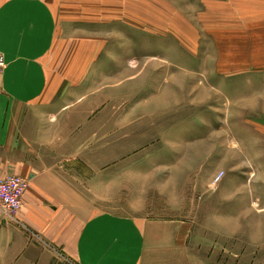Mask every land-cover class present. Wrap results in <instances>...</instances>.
Wrapping results in <instances>:
<instances>
[{"label":"rangeland","instance_id":"374dc122","mask_svg":"<svg viewBox=\"0 0 264 264\" xmlns=\"http://www.w3.org/2000/svg\"><path fill=\"white\" fill-rule=\"evenodd\" d=\"M102 12L60 23L48 68L69 73L57 87L85 109L80 193L106 212L188 227L186 263L193 248L191 264H264V69L220 74L205 31L191 47L188 31L181 41L157 21ZM184 17L187 30L207 24Z\"/></svg>","mask_w":264,"mask_h":264},{"label":"crops","instance_id":"0c3cea01","mask_svg":"<svg viewBox=\"0 0 264 264\" xmlns=\"http://www.w3.org/2000/svg\"><path fill=\"white\" fill-rule=\"evenodd\" d=\"M186 3L191 12H183V0H0V179L13 175L27 183L15 217L0 215V264H55L57 255L75 264H191L198 256L192 248L184 261L190 235L183 224L171 230L166 221L106 212L101 199L80 193L88 191L81 186L86 173L72 166L85 158V109H72L65 87L58 88L69 73L48 70L59 52L60 23L107 9L141 16L144 24L157 21L181 41L188 31L191 47L195 31H205L220 74L264 69V0ZM186 13L207 24L195 28L192 19L185 29Z\"/></svg>","mask_w":264,"mask_h":264},{"label":"built area","instance_id":"2783aa9c","mask_svg":"<svg viewBox=\"0 0 264 264\" xmlns=\"http://www.w3.org/2000/svg\"><path fill=\"white\" fill-rule=\"evenodd\" d=\"M5 68V61L0 53V72ZM222 173L214 178L217 183ZM27 183L24 179L9 175L0 179V213L13 219L21 207V197L26 189Z\"/></svg>","mask_w":264,"mask_h":264}]
</instances>
